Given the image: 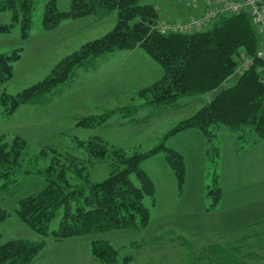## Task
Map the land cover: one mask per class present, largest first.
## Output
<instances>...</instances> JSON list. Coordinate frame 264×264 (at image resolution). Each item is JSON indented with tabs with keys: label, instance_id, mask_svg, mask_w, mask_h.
<instances>
[{
	"label": "trees",
	"instance_id": "trees-1",
	"mask_svg": "<svg viewBox=\"0 0 264 264\" xmlns=\"http://www.w3.org/2000/svg\"><path fill=\"white\" fill-rule=\"evenodd\" d=\"M1 8L12 10L13 21L20 23L21 36L27 38L33 23L32 0H3ZM112 12H116L117 22L108 32L83 43L78 50L63 57L44 79L16 94L9 93L3 86L13 77L14 64L20 59L22 49L0 53V87H3L0 105L4 115L13 114L24 104L48 102L59 87H66L73 81L78 69L94 66L97 57L106 53L135 47H141L162 66L163 76L138 92L140 106L117 107L100 115L83 116L77 126L95 128L114 113L134 115L140 107L165 108L175 105L184 96L208 93L213 96L194 114L180 120L148 151L140 152L136 147L129 154L131 149L117 146L98 134L77 140V146L85 148L89 158L110 159V170L102 181L94 180L90 170L75 157L62 155L54 149L42 150L39 157H49L52 153L51 162L44 171L47 184L22 197L15 213L36 233L56 240L96 236L114 229H146L151 222V209L146 199L151 198L153 206L157 201L156 185L142 162L157 153H165L181 193L187 175L185 158L178 150L167 146L169 137L181 131L197 129L209 142L217 135L216 129L225 125L241 141L254 144L264 140V73L259 70L264 61L257 57L261 34L250 14H227L199 31L163 34L157 29L159 10L142 0H71L68 11L61 10L57 0H49L43 26L51 29L65 19ZM11 26L0 25V34L9 32ZM243 53L252 58L251 66L238 74L232 85L223 87L228 78L236 74ZM246 126H250L257 137L245 139ZM26 148L27 140L21 135L7 140L6 135L0 134V182L3 187L17 182V167L21 165ZM218 149L220 158V143ZM209 195L213 203L207 210H216L223 196L219 174L215 175ZM59 214L58 228L50 229ZM9 217L11 213L0 206V222ZM260 224L244 229L257 234L256 227ZM240 240L226 245L209 243L199 259L213 264H245L249 252L255 253L254 248L264 247ZM45 245V240L4 239L0 233V264H32ZM89 250L91 256L103 264H120V251L107 238L94 237ZM132 260L131 255L126 256L124 264Z\"/></svg>",
	"mask_w": 264,
	"mask_h": 264
},
{
	"label": "rangeland",
	"instance_id": "rangeland-1",
	"mask_svg": "<svg viewBox=\"0 0 264 264\" xmlns=\"http://www.w3.org/2000/svg\"><path fill=\"white\" fill-rule=\"evenodd\" d=\"M48 1L32 0L33 23L29 36L23 38L20 23L13 21L12 10L1 8L3 0H0V25L12 24L9 32L0 34V53L22 49L20 59L14 64L13 77L3 86L11 94L44 79L63 57L78 50L83 43L104 35L117 22V14L112 12L110 15L92 14L65 19L58 26L45 29L43 21ZM57 1L61 10L70 9L71 0ZM142 1L160 6V19H184L170 8L169 3L178 0ZM103 61L98 60L92 67L78 69L73 81L66 87H59L46 103L24 104L11 115H4L0 105V134L6 135L7 140L16 135L27 140L21 165L17 167V182L6 187L0 182V206L11 213V217L0 222V233L4 239L45 240V247L32 264H103L89 254L94 237L107 238L120 251V264H124V258L129 255L133 257L129 264H213L199 259L213 237L203 226L212 215L202 211L213 203L209 189L215 182V175L220 174L221 159L217 148L223 141L224 131L228 129L225 125L216 129L217 135L209 142L204 137H189L190 132L201 134L197 129L168 140L167 146L178 150L186 162L187 182L181 193H176L175 175L166 162L165 153L142 162V167L156 185L157 201V205L153 206L152 199H146V205L151 209V222L146 229H114L96 236L56 240L36 233L15 213L22 197L39 191L47 184L44 171L51 162L52 153L49 157H39L42 150L54 149L62 155L75 157L79 164L90 170L94 180L102 181L110 170V159L89 158L86 149L77 146V140L100 134L117 146L131 149L129 154L136 147L140 148L137 149L140 152L148 151L160 143L161 137L162 141L171 127L194 114L213 96V93L184 96L175 105L165 108L140 107L134 115L114 113L95 128L77 126L82 116L100 115L119 106L142 104L136 94L130 93L136 86H128L120 78L110 82L105 80L106 71L100 68ZM157 66L161 68L159 64ZM110 74L113 75V72ZM237 77L238 74H233L223 87L232 85ZM126 93L130 94L126 96ZM251 130L250 126H246L245 139L253 135L257 137ZM242 142L245 147L251 144L246 140ZM226 187H232V181ZM60 217L61 214L52 222L50 229L58 228ZM261 247L254 248L261 258H251L252 264H264V248Z\"/></svg>",
	"mask_w": 264,
	"mask_h": 264
},
{
	"label": "crops",
	"instance_id": "crops-1",
	"mask_svg": "<svg viewBox=\"0 0 264 264\" xmlns=\"http://www.w3.org/2000/svg\"><path fill=\"white\" fill-rule=\"evenodd\" d=\"M169 4L173 12L182 15L184 19H187L192 13L180 1H172ZM187 13L189 15H186ZM102 59H104L103 66L98 67L105 69L107 74L105 80L110 82L114 78H120L126 81L128 86H136L130 92L131 94L137 95L141 89L152 85L163 76L162 66L141 47H135L130 50L118 49L106 53L97 57L95 63H98V60ZM111 72H113V75L110 74ZM115 92L120 91L115 90ZM130 93H126L125 95L127 96ZM188 130L181 131L169 137V139L182 133H189ZM201 134L196 131L195 133L190 132L189 137L194 135L199 139H203L201 137L204 136ZM222 137L223 141L220 143L221 170L219 176L223 196L216 210L208 211L207 208H204L202 211L204 214L212 215L210 220L203 224L205 230L211 232L213 235L209 243L216 242L220 245L235 244L238 240L242 239V242L245 240L249 245L260 244L264 246V140H258L254 144L248 141L251 144L245 147V143L243 145V142L236 134L230 132L228 129L224 131ZM160 140L158 142H161ZM231 181L232 187H226L227 183ZM256 223H261L256 227V230L258 229L257 234H255V231H243L244 228ZM258 238L263 241L260 243L257 240ZM254 251L255 253L249 252V255L245 257V264H252L250 262L251 258H261L255 249ZM234 264L237 263L235 262Z\"/></svg>",
	"mask_w": 264,
	"mask_h": 264
},
{
	"label": "built area",
	"instance_id": "built-area-1",
	"mask_svg": "<svg viewBox=\"0 0 264 264\" xmlns=\"http://www.w3.org/2000/svg\"><path fill=\"white\" fill-rule=\"evenodd\" d=\"M186 5L192 14L187 19H161L157 29L163 33H188L209 26L220 16L247 12L261 34V47L257 57L264 61V0H178ZM160 6H156L158 9ZM252 64V58L242 54L236 74H241ZM264 73V64L259 67ZM264 81V76L262 78Z\"/></svg>",
	"mask_w": 264,
	"mask_h": 264
}]
</instances>
